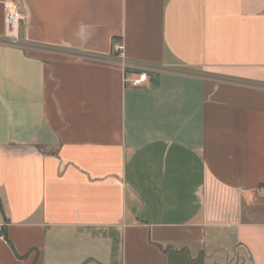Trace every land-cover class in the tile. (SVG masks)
Wrapping results in <instances>:
<instances>
[{
    "label": "crops",
    "instance_id": "obj_1",
    "mask_svg": "<svg viewBox=\"0 0 264 264\" xmlns=\"http://www.w3.org/2000/svg\"><path fill=\"white\" fill-rule=\"evenodd\" d=\"M6 1L0 264H264V0Z\"/></svg>",
    "mask_w": 264,
    "mask_h": 264
},
{
    "label": "built area",
    "instance_id": "obj_2",
    "mask_svg": "<svg viewBox=\"0 0 264 264\" xmlns=\"http://www.w3.org/2000/svg\"><path fill=\"white\" fill-rule=\"evenodd\" d=\"M6 7V24L10 33L13 32L23 20L26 19V14L22 10L21 6L15 0H7L5 2ZM115 59L120 61L123 65L130 64L131 61L126 57L125 44L123 41H118L114 45ZM147 80V73L140 72L139 76L131 79L134 85H140ZM261 191L264 193V187H261Z\"/></svg>",
    "mask_w": 264,
    "mask_h": 264
}]
</instances>
